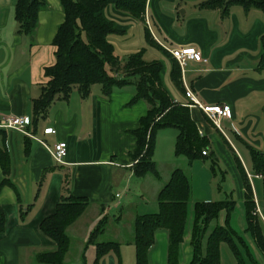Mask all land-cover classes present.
Here are the masks:
<instances>
[{"label":"crops","instance_id":"0c3cea01","mask_svg":"<svg viewBox=\"0 0 264 264\" xmlns=\"http://www.w3.org/2000/svg\"><path fill=\"white\" fill-rule=\"evenodd\" d=\"M17 1L0 0V205L6 215L5 231L0 233V264H42L38 256L55 251L56 242L42 231L41 224L69 194L87 197L89 206L68 228L71 247L65 264L95 263L96 245L89 243V237L105 217L106 228L96 242L119 243V250L111 251L99 264H136V220L140 215L152 213L136 214L127 222L122 216L111 223L109 218L111 210L120 206L116 198L122 197L115 190L124 187L130 191L132 181L137 178L131 158L137 142L134 131L148 113L149 104L144 100L133 102L136 87L134 90L132 84L116 88L111 97L105 96L102 89L94 90V85L88 98H82L78 90H73L69 99L57 98L47 117L39 121L37 132H33L32 124L30 130L51 146L58 141L67 142L65 164L57 163L39 140L2 128L10 115L29 116L33 121V101L48 81L45 68L56 62L53 41L65 20L61 1L46 0L47 5L39 12L35 40L31 42L17 32ZM203 1L148 0L143 19L109 5L104 15L120 30L110 40L120 58L144 49L147 61L162 62L163 85L176 103H191L187 96L190 90L203 104L231 106L232 116L220 120L222 130L200 108L190 109L202 137L209 141V155L204 158L211 156L217 160V153H228L223 142L228 143L243 168L242 178L237 181L240 204L245 210L246 172L264 219V199L262 202L257 195L259 186L255 182L257 179L263 183V178L254 173L252 161L253 149L264 152V69L260 67L264 54V10L247 11L235 4L230 14L223 17L218 9L200 7ZM181 46L196 47L208 62L188 60L184 68L179 65L182 76L179 88L171 76L175 59L170 49ZM46 128H54L56 133L46 134ZM227 131L239 148L233 145ZM177 135L168 132L169 146H176ZM4 148L10 156L8 173L1 160ZM156 156L155 151L154 159ZM243 157L249 160L253 174L248 172ZM91 207L96 208L92 219H88L85 215ZM156 210L154 213L160 211L159 202ZM220 216L225 217L222 221L225 225L226 212ZM188 219L179 264H190L193 259L194 220L188 226ZM124 224H129L130 234L125 235ZM239 228L233 227L260 261L261 253L246 232L247 222ZM109 232L113 233L112 239L101 241ZM75 241L82 243L80 249L76 250ZM127 251L135 258L134 262H126ZM168 254L169 233L158 231L149 264H168Z\"/></svg>","mask_w":264,"mask_h":264},{"label":"trees","instance_id":"16d2710c","mask_svg":"<svg viewBox=\"0 0 264 264\" xmlns=\"http://www.w3.org/2000/svg\"><path fill=\"white\" fill-rule=\"evenodd\" d=\"M65 14L64 22L59 26L53 44L56 48V62L45 68L47 83L41 94L33 101V132H37L38 123L47 117L57 98L69 99L76 88L82 98H88L92 87L101 85L105 96L111 97L116 88L135 84L133 102L144 100L149 104L148 113L141 118L138 129L134 131L137 142L131 152L135 162L134 173L143 177L148 173L159 176L157 162L154 159L156 135L160 129L178 130L175 153L186 157L193 163L196 159L208 156L209 141L202 137L198 124L192 117L188 105L176 103L164 87L160 61H147L144 49L120 58L110 36L120 33L116 23L104 15V10L113 5L119 10L143 19L148 0H60ZM239 4L245 10L260 8L264 10V0H204L200 7L218 9L223 17L230 14L231 8ZM47 5L46 0H18L15 7L17 32L34 42L39 25V12ZM264 46V37L262 38ZM175 59V58H174ZM260 67L264 69V54ZM171 76L181 88L182 76L178 61L175 59ZM30 128V127H29ZM207 150V155L203 151ZM4 171L8 173L10 156L6 148L1 151ZM216 159H213L216 164ZM253 171L263 178L264 191V152L252 150ZM245 180L246 232L254 240L264 260V222L257 210L253 186L248 174ZM1 189V187H0ZM192 194L189 177L183 169L173 171L168 184L158 196V213L138 216L135 224L136 264H149V253L155 244L158 231L169 233L168 264H179L180 245L184 241L188 219V203ZM89 199L69 194L57 205L56 212L44 219L42 231L56 242L52 252L40 254L42 264H65V257L71 247L68 228L87 210ZM237 201L225 199L210 202H197L194 205V223L191 245L193 259L190 264H221V245L227 243L238 264H261L251 253L244 238L231 226ZM226 212L225 225L215 224L222 212ZM105 217L93 230L89 243L96 245V260H100L111 251L118 252L119 243H97L98 237L106 228ZM6 215L0 205V233L5 231Z\"/></svg>","mask_w":264,"mask_h":264},{"label":"rangeland","instance_id":"374dc122","mask_svg":"<svg viewBox=\"0 0 264 264\" xmlns=\"http://www.w3.org/2000/svg\"><path fill=\"white\" fill-rule=\"evenodd\" d=\"M132 88L135 90V84H132ZM74 90H77L76 88ZM94 90H101V85L96 84ZM226 129L225 126H223ZM160 129L159 134L156 135L157 150L156 153L158 156L155 157L157 161L159 176H156L153 173H148L142 178L135 177L132 181L131 190H126L124 187H120L115 190V194L118 192L122 195L120 198H116V203L120 204L119 208H113L110 212V223L115 218L122 216L123 221H131L136 214L141 213H154L157 211L158 207V193L165 187L173 173L177 168L183 169L187 176L189 177L192 194L190 201L188 203V226L192 224L194 220V205L197 202H210L218 201L225 199H234L237 201V206L233 218L232 226L235 230H240V224H246V213L239 201V188L237 181L242 178L243 168L240 166L239 159L235 155L234 151L230 149V146L227 142H223L228 153H217V161L214 164L211 156L204 158H198L193 163L189 162L186 157L177 156L175 153V147L170 145L168 138V132H174L178 134V130L175 128H166ZM164 132L163 137L161 136ZM166 132V133H165ZM229 138L233 142V145L236 148H239V144L235 141L233 135L227 131ZM173 142V139L171 140ZM247 167L248 172L252 174V167L250 166L249 160L243 157ZM254 178V176H253ZM255 179V178H254ZM255 182L259 186L258 196L263 202V183L262 180L255 179ZM96 207H91L86 213V218L92 219ZM260 208V207H259ZM257 208L258 213L261 216V219L264 222V219ZM225 217H219L215 224L222 225V221ZM115 226H117L115 224ZM95 227V226H94ZM126 227L125 235L130 234L129 224L123 225ZM132 235V234H131ZM113 233L109 232L108 234L101 237V241L112 239ZM75 247L80 249L82 245L81 242L75 241ZM133 250V249H131ZM261 255V254H260ZM126 262L135 261L134 257H130L128 251L126 252ZM222 264H236L235 256L232 252V249L227 243L222 244V253H221ZM261 259V258H260ZM262 260V259H261ZM260 260L261 264L262 261ZM264 264V263H263Z\"/></svg>","mask_w":264,"mask_h":264},{"label":"built area","instance_id":"2783aa9c","mask_svg":"<svg viewBox=\"0 0 264 264\" xmlns=\"http://www.w3.org/2000/svg\"><path fill=\"white\" fill-rule=\"evenodd\" d=\"M170 52L182 68L186 66L188 60L205 63L208 62V59L203 56L202 52L194 46L175 47L170 49ZM187 96L191 100V103L187 105L189 107L200 108L207 115V117L211 121H213V123L221 130L222 127L220 125V120L222 118H230L232 116V108L229 104H203L194 96V94L190 90H188ZM31 124L32 121L29 116L10 115L5 119L2 128L6 130H16L29 138L39 140L30 130L29 127L31 126ZM45 133L55 134L56 130L54 128H46ZM200 134L202 136V132H200ZM39 142H41V144L51 153L52 157L57 163H66L65 159L67 157L69 148L67 142L58 141L52 146L43 140H39ZM203 154L207 155V150H204Z\"/></svg>","mask_w":264,"mask_h":264}]
</instances>
